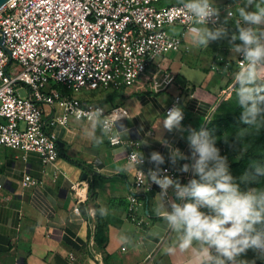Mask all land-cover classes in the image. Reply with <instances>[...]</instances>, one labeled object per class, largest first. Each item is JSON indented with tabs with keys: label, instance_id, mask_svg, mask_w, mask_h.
Masks as SVG:
<instances>
[{
	"label": "crops",
	"instance_id": "1",
	"mask_svg": "<svg viewBox=\"0 0 264 264\" xmlns=\"http://www.w3.org/2000/svg\"><path fill=\"white\" fill-rule=\"evenodd\" d=\"M218 2L230 3L233 16L227 26L231 34L236 31L238 9L246 0ZM188 30L179 52L157 58L152 69L133 85L108 90L90 101L105 110L120 107L126 115L121 122L129 129L128 135L120 138L139 142L138 151L144 153L146 167L155 168L148 158L153 151L160 152L165 157L160 167L174 169L181 184L194 178L192 172L180 171L192 162L187 130L204 127L212 109L235 83L239 70L227 39L220 40L227 46L216 41L209 47L197 46ZM191 46L199 51H191ZM166 76L172 77L168 85L154 87ZM176 98L184 110V130L169 132L162 121ZM52 115L53 108L44 105L43 119L49 122ZM48 130L59 148L58 158L51 164L42 165L35 152L0 147V264H195V249L165 254L164 249L174 243L176 235L166 230L152 211L158 192L139 191L137 220L129 219L126 197L136 167H129L124 148L111 147L106 138L97 147L91 121L73 116ZM167 145L178 148L189 159L173 165ZM227 158L232 173V160ZM25 175L35 184L23 186ZM91 182L96 194L88 203ZM169 195L174 196L171 189ZM76 206L79 215L74 211ZM94 206L106 207L109 214H86L84 210ZM239 259L264 264V258L252 249Z\"/></svg>",
	"mask_w": 264,
	"mask_h": 264
},
{
	"label": "built area",
	"instance_id": "2",
	"mask_svg": "<svg viewBox=\"0 0 264 264\" xmlns=\"http://www.w3.org/2000/svg\"><path fill=\"white\" fill-rule=\"evenodd\" d=\"M239 2L243 0H237ZM159 0H10L0 8V147L35 152L42 165L59 155L56 137L48 130L65 124L69 116L88 120V112L102 106L77 96L82 90L118 91L146 75L157 58L179 52L184 38L166 28L188 30L191 20L179 3L159 5ZM221 16L229 2L217 4ZM210 27L215 25L210 24ZM242 57L236 59L237 67ZM163 77L154 87L168 85ZM24 91V95L19 93ZM178 98L174 104H177ZM53 108L51 121L43 119V106ZM113 148H124L126 160L140 153L137 141L108 139ZM96 163H99L98 161ZM151 167L135 170L128 189L127 212L136 221L139 191L159 192L147 174ZM164 174L175 179L174 169ZM35 184L25 175L23 186ZM2 185L0 183V189ZM78 213V207L74 208Z\"/></svg>",
	"mask_w": 264,
	"mask_h": 264
},
{
	"label": "clouds",
	"instance_id": "3",
	"mask_svg": "<svg viewBox=\"0 0 264 264\" xmlns=\"http://www.w3.org/2000/svg\"><path fill=\"white\" fill-rule=\"evenodd\" d=\"M179 4L192 22L189 33L194 44L209 47L211 42L227 39L233 56L242 57L243 63L234 75L240 121L248 127L264 123V0H246V5L238 9L236 31L231 34L227 25L233 12L226 9L221 22L216 0H179ZM87 115L97 147L105 138L112 140L129 133L121 122L126 115L119 110L106 114L96 107ZM183 119V107L177 103L162 122L169 132L183 131ZM187 131L192 162L180 169L193 174L187 184L164 174L166 170L160 166L165 157L160 152L153 151L148 158L155 168L149 169L147 177L161 189L153 198L152 211L164 222L163 227L176 235L174 243L164 249L165 254L195 249V264H249L239 259L249 249L264 258V188L241 187L264 181V163L253 162L249 170L235 177L229 170L228 158L217 147L216 136L204 127ZM167 146L173 165L189 159L178 148ZM129 162V167L140 170L145 163L144 153L132 152ZM170 189L174 196L169 195ZM84 211L92 217L109 214L106 207Z\"/></svg>",
	"mask_w": 264,
	"mask_h": 264
},
{
	"label": "rangeland",
	"instance_id": "4",
	"mask_svg": "<svg viewBox=\"0 0 264 264\" xmlns=\"http://www.w3.org/2000/svg\"><path fill=\"white\" fill-rule=\"evenodd\" d=\"M216 0V4H220ZM179 3V0H159V5H168ZM223 15L221 17V22ZM166 31L171 35L180 36L182 32L186 34L187 30H184L182 26L173 25L166 28ZM189 32V30H188ZM184 34V35H185ZM218 40L216 43H220ZM223 45H228L226 42H221ZM220 43V44H221ZM191 51H199V48L191 46ZM206 55L209 52L204 51ZM234 85L224 94L216 106L212 109L208 117L205 119L204 128L214 118L223 116L226 119L225 124H220L218 129L212 135L217 137V147L221 150V153L229 157L232 163H239L231 167L232 175L240 177L245 171L250 168V164L253 162L264 163V140L261 138L262 135V124L256 127H248L241 123L240 115L235 116L233 113L241 112V108L237 103ZM107 91L105 90H94L85 91L82 90L77 93L78 97L85 98L89 101H96L99 97L103 96ZM19 93L24 95V91L19 90ZM96 104V103H95ZM239 137L237 140L236 138ZM226 140V141H225ZM260 187L264 188V181H261L260 185H241L242 189L247 187Z\"/></svg>",
	"mask_w": 264,
	"mask_h": 264
},
{
	"label": "trees",
	"instance_id": "5",
	"mask_svg": "<svg viewBox=\"0 0 264 264\" xmlns=\"http://www.w3.org/2000/svg\"><path fill=\"white\" fill-rule=\"evenodd\" d=\"M159 4V3H158ZM235 116H239L240 115V112H238V113H233ZM214 118L211 120V122L207 125V127H206V129L211 133V134H213V133H215L216 132V130L218 129V127H219V125L220 124H225V122H226V119H225V117H223V116H220V117H218V119L217 118H215V116H213ZM261 138H263V140H264V123L262 124V135H261ZM264 145V144H263ZM58 151H59V148H58ZM239 163H232L231 164V167H233L234 165H238ZM249 170V169H248ZM95 194H96V192L94 191V185H93V183L91 182L90 184H89V187H88V197H87V202L88 203H92L93 202V199H94V197H95ZM95 207V206H94Z\"/></svg>",
	"mask_w": 264,
	"mask_h": 264
},
{
	"label": "water",
	"instance_id": "6",
	"mask_svg": "<svg viewBox=\"0 0 264 264\" xmlns=\"http://www.w3.org/2000/svg\"><path fill=\"white\" fill-rule=\"evenodd\" d=\"M8 0H0V7L4 5Z\"/></svg>",
	"mask_w": 264,
	"mask_h": 264
},
{
	"label": "bare ground",
	"instance_id": "7",
	"mask_svg": "<svg viewBox=\"0 0 264 264\" xmlns=\"http://www.w3.org/2000/svg\"><path fill=\"white\" fill-rule=\"evenodd\" d=\"M9 1H10V0H8L6 3H8ZM6 3H5V4H6ZM5 4H4V5H5ZM2 6H3V5H2ZM2 6H1V7H2ZM1 7H0V8H1Z\"/></svg>",
	"mask_w": 264,
	"mask_h": 264
}]
</instances>
